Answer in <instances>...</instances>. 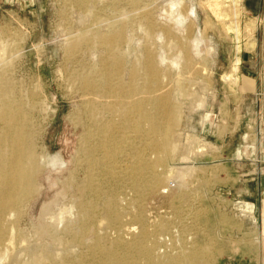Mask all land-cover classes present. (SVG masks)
<instances>
[{
	"label": "bare ground",
	"instance_id": "obj_1",
	"mask_svg": "<svg viewBox=\"0 0 264 264\" xmlns=\"http://www.w3.org/2000/svg\"><path fill=\"white\" fill-rule=\"evenodd\" d=\"M70 1L72 5L85 2ZM127 2L138 5L134 0ZM221 2L161 0L159 19L148 3H142L138 15L143 22L141 34L128 33V38V27L124 32L125 22L121 21L116 25L111 22L106 32L98 30L101 24L92 33L78 30L80 23L93 14L92 3L78 20L57 33L55 44L63 46L65 57L79 53L82 46L90 53L81 71L76 69L71 75L82 90L83 119L74 167L64 183L76 188V198L71 195L56 212L49 211L45 204L42 208L47 234L53 240H63L65 245L76 240L85 248L73 260L62 255L61 263L211 264L209 249L213 243L209 238L194 247L187 240L170 237L171 229L165 221H147L143 200L161 188L171 189L173 183L184 185L185 176L193 172L192 158L209 147L191 132L178 134L176 139L171 134L181 119L183 96H189V101L184 99L191 111L207 106L200 90L206 88L192 87L191 75L200 72L213 77V71L207 72L203 63L212 59L215 47L198 26L196 9H211L221 21L228 16L221 11ZM238 2L230 0L234 15L230 24L221 22L223 30L231 32L236 41L231 71L221 75L230 85L239 83V53L245 42L240 48V28L234 20ZM115 4L113 0L111 6ZM135 39L139 40L137 46L132 45ZM244 44L245 49L253 45L252 41ZM6 52L7 48L0 46V60ZM6 72V66L0 64V263L18 255L19 264H48L52 247L38 249V245L22 243L26 245L18 249L14 237L23 209L32 196L39 195L40 175L47 166H62L64 160L60 155H50L39 142L42 134L37 130L35 114L43 108L42 93L36 92L38 88L21 92ZM174 156L183 163L175 167L174 178L171 176L175 181H167ZM196 218L192 216L191 223L195 224ZM59 252L56 250V255Z\"/></svg>",
	"mask_w": 264,
	"mask_h": 264
},
{
	"label": "rangeland",
	"instance_id": "obj_2",
	"mask_svg": "<svg viewBox=\"0 0 264 264\" xmlns=\"http://www.w3.org/2000/svg\"><path fill=\"white\" fill-rule=\"evenodd\" d=\"M68 1L0 0V46L7 48L0 64L6 66L7 77L14 85L17 83L15 86L21 92L38 88L36 92L42 93L40 101L44 104L40 103L43 108L35 114L37 130L42 134L39 142L50 155H60L64 160L62 166H47L40 175L37 181L39 195L32 196L23 209L14 237L18 249L26 244L38 245V249L44 245L52 247L48 264L53 261L64 264L61 263L62 255L73 260L85 249L76 240L68 245L63 240H53L47 234L49 228L42 215L44 204L49 211L56 212L71 195L76 198V188L64 183L74 167L82 133V90L72 74L76 69L81 71L90 54L82 46L77 55L65 57L63 46L60 48L55 44L57 33L78 20L92 3L93 14L80 23L78 30L83 28L92 33L101 24L98 30L106 32L111 29L107 27L111 22L116 25L121 21L125 22L123 31L128 27L124 31L127 38L130 33L140 35L139 27L143 22L138 15L142 3H148L157 19L162 16L161 0H134L138 4L135 6H130L127 0H114L118 6H111L113 0H85L82 5H72ZM221 3V11L228 15L221 21L211 9H196L198 26L205 30L215 47L212 59L203 63L207 72L213 71V77L210 79L200 72L191 75L192 87L206 88V91L200 90L207 106L191 111L187 107L189 96H183L179 126L171 134L172 139H176L178 134L191 132L209 147L192 158L193 172L185 176L184 185L173 183L171 189L164 187L148 194L143 200V210L149 223L165 221L171 229L170 237L187 240L194 247L209 238L213 243L209 249L213 256L211 264H264V106L246 98L239 83L230 85L221 79L223 73L231 71L236 54L235 36L226 33L221 23L229 25L232 21V4L230 0ZM237 11L234 20L240 28L238 45L241 48L244 41H252L256 21L246 19L242 0L238 2ZM137 43V39L132 41L134 46ZM173 158L169 162L171 171L167 172V181H175V167L183 163L179 156ZM174 195L177 198L173 200ZM194 215L197 217L195 224L191 223ZM65 239L69 240L68 236ZM56 250H60L59 255ZM19 257H6L0 264H19Z\"/></svg>",
	"mask_w": 264,
	"mask_h": 264
},
{
	"label": "crops",
	"instance_id": "obj_3",
	"mask_svg": "<svg viewBox=\"0 0 264 264\" xmlns=\"http://www.w3.org/2000/svg\"><path fill=\"white\" fill-rule=\"evenodd\" d=\"M245 17L255 20L252 46L239 54V86L246 98L264 106V0H242Z\"/></svg>",
	"mask_w": 264,
	"mask_h": 264
}]
</instances>
